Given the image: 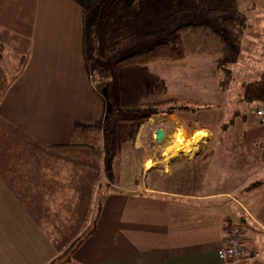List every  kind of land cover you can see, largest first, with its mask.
I'll return each mask as SVG.
<instances>
[{
  "label": "crops",
  "instance_id": "0c3cea01",
  "mask_svg": "<svg viewBox=\"0 0 264 264\" xmlns=\"http://www.w3.org/2000/svg\"><path fill=\"white\" fill-rule=\"evenodd\" d=\"M83 1L24 2L30 5V15L27 29L18 36L24 41L20 53L27 56L26 63L0 92V123L5 125L0 126V264L55 260L61 264H230L217 253L226 244L230 224L239 229L247 264H264V150L256 140L246 146L254 133L227 128L229 120L245 121L247 116L234 114L227 90H220L217 72L211 85L190 83L187 97L140 100L128 91L130 80L146 82L145 86L153 87L151 91L161 93L166 85L160 75L163 64L115 70L117 59L102 63L97 58V68L112 80L109 92H100L85 56L84 26L91 25L94 16L86 20ZM218 1L101 0L87 8L107 9L113 25L123 21L130 27L137 19L154 16L146 13L150 6L161 11L201 10L220 8L214 7ZM234 1L238 5H231L234 9L253 8L252 0ZM118 10L122 12L116 16ZM175 16L154 17L151 27L157 37L133 46L126 55L147 48L148 42H161L157 20L163 25V20ZM129 29L109 43L126 36L134 38L131 42L141 39L140 27ZM218 40V54L228 49L238 52L222 37ZM256 42L264 44V39ZM206 66L212 72L210 61ZM2 73L3 69L0 77ZM173 99H183L188 109L167 112L169 105L162 102ZM117 100H123L122 105H156L146 115L156 123H141L146 127L139 126L128 149L126 175L134 180L130 188H119L105 167L109 157L114 162L120 158L118 141L107 148L99 128L85 127L105 120L111 103L118 106ZM219 111L223 117L217 121L213 118ZM198 113L205 119L213 115L203 122L189 118ZM157 129L164 132L160 143L154 138ZM177 131H183L185 141L171 139ZM140 134L144 142L138 140ZM148 143H154L166 157L150 159L145 155ZM137 154L142 157L135 159ZM146 161H152L151 165L146 166ZM133 166L141 177L154 171V178L139 182L133 178ZM166 166L172 177L170 190L164 188L163 180L169 175ZM101 182L106 186L98 197ZM78 239L81 242L73 247Z\"/></svg>",
  "mask_w": 264,
  "mask_h": 264
},
{
  "label": "rangeland",
  "instance_id": "374dc122",
  "mask_svg": "<svg viewBox=\"0 0 264 264\" xmlns=\"http://www.w3.org/2000/svg\"><path fill=\"white\" fill-rule=\"evenodd\" d=\"M26 0H0V10L3 12H0V45L3 48V59L0 61V65L3 69V73L0 77V92L2 91V86L5 88L9 84V80L14 76L18 64L21 58V49L24 45V41L21 40V38L18 36L20 31L27 29V23H28V17L30 15V10L28 3L24 4ZM14 2V3H13ZM91 2H98L100 3L101 0H84L83 3L86 5L84 9V17L88 21L92 15L94 16L91 21L89 27H87V23H85L84 29H85V56L88 57V66H89V72L95 78L93 82L95 83V87H97L100 92H104L107 94L110 90L111 86V77L110 80L107 79L108 76H105L104 71H101L99 68H97V58L99 59V62L107 63V62H114L116 59L125 56L128 54L127 52H130V50L133 48V46L138 45H144L146 42L152 38L157 37L156 35H153L155 31H152L153 27H151V24L155 21V18H157V15L159 14H171L176 15L174 19L169 20H163V25H161V21L158 19V24L160 26H157L158 38H161V41L170 40L173 38V35L170 34V32L175 28L174 26H180V25H188V22H193L194 26H190L189 29L185 28L183 32H181L180 36L183 41L184 46V58L175 62L176 64L165 62L163 64V68L161 69L163 74H160L163 79L166 82V85L163 86L161 93L158 91L152 90L153 87H147L145 86L146 82L138 81V83L132 82V75H130L129 80L130 83L128 85V91L132 92L131 94L134 95V99L140 98H153L152 100L160 101L165 98H175V97H187L189 94V84H193L198 81L199 83L204 84H212L215 79V71L218 74V79L220 76V65L229 67L233 70L234 79L232 80V85L235 83L237 84L241 79L244 81L251 80L257 76V73H254V70H257L255 63L259 62L260 60L257 59L258 56H256V53L253 51V47L255 46V43L251 40V36L253 35H245L250 36L249 40H244V43L242 47L239 45L237 48L236 53L229 52V49L227 52L224 50L221 51V54H218V46L220 37L217 33L214 32L213 28L217 25V18L215 19V16L211 14L209 11L211 8L207 9H201V10H174L171 11L169 9H163L162 11L159 10V8H153L152 6L149 7L150 11H147L148 16L154 15L151 17V19L147 18L145 16L144 21H140V19L135 20V25H132L130 27H127L123 21H121L120 25H113V22L109 21L107 18V12H109L107 9H90L87 8V6L92 5ZM90 3V5H88ZM220 8L234 10L236 6V1L234 0H220L218 1ZM230 3V4H227ZM235 4L236 6H231ZM20 5V6H19ZM13 12L15 13L13 16ZM122 10H118L116 12V16H118ZM246 13V12H245ZM114 17V16H113ZM26 20V21H25ZM139 20V22H138ZM156 22V21H155ZM23 23V24H20ZM192 23V24H193ZM124 25V27H123ZM191 25V24H190ZM2 26L4 29H2ZM141 28V31L143 32V35L141 36V39L136 38L134 41L129 42L126 46H122L120 49L115 50L113 53L106 52V44L111 42L116 36H123L125 34V29L128 31L131 30L129 28H133V30H137L138 28ZM11 29V32L9 31ZM222 29V28H221ZM226 32V30H224ZM19 37V38H18ZM131 37V36H130ZM136 37V36H135ZM260 38V37H258ZM257 38V39H258ZM116 39V38H115ZM131 39H134L131 37ZM130 39V40H131ZM256 39V40H257ZM16 40V42H14ZM129 40V41H130ZM217 40L219 42H217ZM116 41V40H115ZM248 41V42H247ZM111 44V43H109ZM108 44V45H109ZM148 47L151 46L153 43L148 42ZM150 44V45H149ZM206 46V47H204ZM228 48H230V45H227ZM225 49V48H224ZM139 50V49H138ZM94 55V58L92 56ZM198 55V56H197ZM200 55V56H199ZM104 57H106L104 59ZM257 59V60H255ZM218 60H221L218 62ZM256 62H253V61ZM211 62L213 64L212 72L211 68L207 67L206 64L208 62ZM217 66V67H216ZM259 66V65H258ZM91 67V70H90ZM250 67V68H249ZM0 68V70H2ZM217 69V70H216ZM100 70V71H99ZM171 71V73H169ZM219 72V73H218ZM245 72H248L250 74H247ZM108 74V72H107ZM106 74V75H107ZM231 85V88H232ZM117 86L121 90H123V87L120 85L113 84L112 87ZM237 86V85H236ZM235 89V88H232ZM5 90V89H3ZM103 90V91H102ZM132 90V91H131ZM158 95H157V94ZM103 94V93H102ZM152 94V95H151ZM229 97V96H228ZM111 98H108V101H110ZM119 100V99H118ZM115 101V103H118L117 111L119 114L118 116H115L113 119L110 129L111 132H113V136L118 143L116 146L120 149V158L116 160L115 162L112 160V158H108L106 162V168L108 172L111 173V176L116 179H120L118 183L114 180L115 184L121 187L130 188V186H134V180H129L126 175L128 170H126V160L128 155V149L131 146L133 136L136 134V132H139V126L141 128H145L146 126L141 123H148V116L144 117L143 119L141 116L150 114L153 110H155L154 103L151 104H142V105H122L121 103L123 100ZM150 100V99H148ZM112 101V100H111ZM235 99L228 98L229 105L233 106V102ZM220 102V101H218ZM179 104H183L182 102H178ZM223 104V102L216 103L215 104ZM162 104L169 105L166 108L173 107L177 111L181 110L179 108V104L175 102H164ZM161 104V105H162ZM214 104V103H213ZM214 104V105H215ZM229 107V106H228ZM256 106H253L251 109H253ZM242 111L241 113L247 116V119L245 121L242 120H229L227 123V128L232 130H245L250 131L253 134L249 135V138L246 140V146L251 147L252 141L257 142L258 146L264 150V123L258 122L255 118L249 115V109L246 111H243L242 108H240ZM115 112V111H114ZM214 112V111H213ZM221 111L218 112V114H215L213 119H217V121H220V116L223 114H220ZM216 113V112H215ZM228 113H230V109L228 110ZM213 115V113H212ZM212 115L208 116V120H211ZM237 115V114H236ZM241 115V114H240ZM223 117V115H222ZM191 119H198L199 121H205L204 114H196L194 116H190ZM150 122V121H149ZM151 124H155L156 120L150 122ZM218 124V122H216ZM1 128L5 127V125H2L0 123ZM225 126L223 125V128ZM180 134L179 136H177ZM144 134H140L138 136V140L143 139ZM145 137V136H144ZM174 138L182 139L183 137V131H177V133H174L171 137V139L174 140ZM170 141V138L168 139L167 143ZM185 141V140H184ZM166 143V144H167ZM188 144V143H187ZM190 145V144H189ZM188 145V146H189ZM148 146V147H147ZM147 150L145 151V155L149 154L150 159L152 160H159L162 158H165L166 156H161V152L159 149H157L154 145V143H148L146 145ZM185 150V149H184ZM188 150V149H186ZM167 153H165L166 155ZM11 156V155H10ZM14 155H12L13 157ZM136 158L142 157V154L135 155ZM165 163L170 162V160L165 159ZM149 163V165H147ZM152 161H146V166H150ZM136 166V165H135ZM101 168H103V162L101 161ZM134 168V166H133ZM138 168V167H137ZM169 169V175L168 177L164 178V188L165 189H171V179L170 176V167L166 166L165 170L167 171ZM157 171H160V168H157ZM137 173V175H136ZM102 174V173H101ZM133 178L137 179L139 182H150L152 178L155 176V172L151 171L148 174H143L142 177L140 175L139 169L133 170ZM102 176V175H101ZM102 185H99L97 188V191L99 193V196L103 193V190L105 188V183L101 182ZM116 186V185H115ZM97 202H96V209H97Z\"/></svg>",
  "mask_w": 264,
  "mask_h": 264
},
{
  "label": "trees",
  "instance_id": "16d2710c",
  "mask_svg": "<svg viewBox=\"0 0 264 264\" xmlns=\"http://www.w3.org/2000/svg\"><path fill=\"white\" fill-rule=\"evenodd\" d=\"M252 2L253 8L249 9V11H245V9L229 10L228 8H211L209 10L211 14L215 16V19L217 18L218 20L216 27L213 28L214 32L217 33L219 37H222L223 40L226 41V43L235 47H239V45L242 47L244 40L246 41L250 38V36L247 37L245 35L253 34L251 36V38H253V40L251 41L255 43V46H252L253 51L256 53V56H258L257 59L260 60L259 62L255 61L257 59L253 61L256 62L255 66L257 70H254V73H257V76L247 81L241 79L237 84L234 83L232 85V80L234 79L233 70L229 67L220 65L221 70L218 80L220 90H227L229 98L235 99V101L232 103L233 106H235L234 114H241L242 118H245V115L241 113L242 111L240 110V108H242L243 111H246L247 109H251L253 106H264V44L256 42L255 40L258 37H260V39H264V0H252ZM190 26H194V23L191 25H180L173 30L172 39L156 42L143 50L117 59L114 64L115 70L148 64H164L165 62L172 63L183 59L184 46L180 34L185 30V28L189 29ZM224 30H226V32ZM130 39L131 37L129 36L117 39L113 43L106 45V52H115V50H118L122 46L124 47L129 42H131ZM2 59L3 48L0 45V61H2ZM26 59V55L20 58L16 73L9 80L10 82L22 70L26 63ZM245 73L250 74L248 72ZM231 85L232 88L235 89H232ZM182 100L183 99H173L170 101L179 104L178 102L181 103L183 102ZM164 102L169 101H163L162 103ZM179 108L181 109L179 111H185L188 109L185 105L182 104H179ZM206 108L209 107L207 106ZM172 110H174V108L169 107L167 112L172 113ZM117 114H119V112L117 111L116 106L111 103L105 120L85 126L87 128H99L102 131L104 142L103 144L107 148L110 146L111 142H117L115 139H113V132H111L110 129V125L113 119L115 118V116H118ZM144 117L147 116H141L142 119ZM81 240L82 239H78L72 246L76 247L81 242ZM70 250H72V248ZM59 261L60 260H55L50 264H61V261Z\"/></svg>",
  "mask_w": 264,
  "mask_h": 264
},
{
  "label": "built area",
  "instance_id": "2783aa9c",
  "mask_svg": "<svg viewBox=\"0 0 264 264\" xmlns=\"http://www.w3.org/2000/svg\"><path fill=\"white\" fill-rule=\"evenodd\" d=\"M249 115L264 123V106L249 109ZM218 258L230 264H247L245 249L241 244L239 229L235 224L227 227L226 244L218 250Z\"/></svg>",
  "mask_w": 264,
  "mask_h": 264
},
{
  "label": "water",
  "instance_id": "95a60500",
  "mask_svg": "<svg viewBox=\"0 0 264 264\" xmlns=\"http://www.w3.org/2000/svg\"><path fill=\"white\" fill-rule=\"evenodd\" d=\"M163 135H164L163 130L162 129H157L155 131V135H154L155 141L160 143L161 140L163 139Z\"/></svg>",
  "mask_w": 264,
  "mask_h": 264
},
{
  "label": "bare ground",
  "instance_id": "6f19581e",
  "mask_svg": "<svg viewBox=\"0 0 264 264\" xmlns=\"http://www.w3.org/2000/svg\"><path fill=\"white\" fill-rule=\"evenodd\" d=\"M173 142H174V141H172V143H171L172 146H173ZM187 145H189V143H188Z\"/></svg>",
  "mask_w": 264,
  "mask_h": 264
}]
</instances>
